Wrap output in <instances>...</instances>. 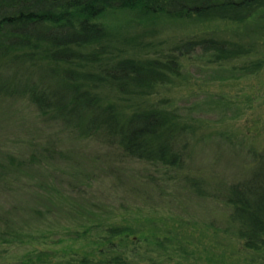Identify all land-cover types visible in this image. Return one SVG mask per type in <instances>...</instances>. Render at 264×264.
Returning a JSON list of instances; mask_svg holds the SVG:
<instances>
[{
  "label": "rangeland",
  "instance_id": "1",
  "mask_svg": "<svg viewBox=\"0 0 264 264\" xmlns=\"http://www.w3.org/2000/svg\"><path fill=\"white\" fill-rule=\"evenodd\" d=\"M131 20L119 14L106 22L122 38L137 37L133 50L141 57L165 60L176 43L204 34L248 43L251 52L228 60L200 50L179 55L177 71L145 97L101 91L173 114L182 125L174 138L181 169L129 158L99 135L79 136L42 117L27 96H0V264L46 249L73 261L112 226L138 230L126 244L131 264H264V251L243 247L233 234L224 198L264 150V16ZM9 156L22 161L18 168ZM188 176L205 194L188 188ZM90 225L89 235L66 239Z\"/></svg>",
  "mask_w": 264,
  "mask_h": 264
},
{
  "label": "trees",
  "instance_id": "2",
  "mask_svg": "<svg viewBox=\"0 0 264 264\" xmlns=\"http://www.w3.org/2000/svg\"><path fill=\"white\" fill-rule=\"evenodd\" d=\"M119 14L138 24L157 17L242 23L264 16V0H0V96H27L42 117L60 121L79 136L99 135L129 158L181 169L174 138L182 125L173 114L138 100L123 104L131 100L101 91L145 97L177 71L179 55L200 50L228 60L248 55L251 45L204 34L176 43L177 54L171 51L165 60L141 57L133 50L141 44L137 37L133 42L122 38L106 22ZM251 65L250 71L258 70L261 60ZM21 162L9 156L11 167ZM255 162L253 172L230 184L224 198L233 234L243 247L264 251V150ZM186 178L189 189L205 194L197 178ZM94 227L70 230L66 239L89 235ZM136 232L119 226L101 230L102 236L93 238L95 249L82 250L73 261L54 258L59 251L46 249L14 264H131L126 244ZM2 242L6 239L0 236V248Z\"/></svg>",
  "mask_w": 264,
  "mask_h": 264
}]
</instances>
